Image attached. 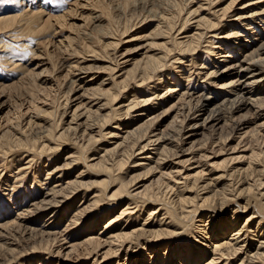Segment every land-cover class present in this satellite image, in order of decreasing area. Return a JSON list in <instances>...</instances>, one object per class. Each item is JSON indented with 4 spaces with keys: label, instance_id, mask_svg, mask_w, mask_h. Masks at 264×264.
<instances>
[{
    "label": "rangeland",
    "instance_id": "374dc122",
    "mask_svg": "<svg viewBox=\"0 0 264 264\" xmlns=\"http://www.w3.org/2000/svg\"><path fill=\"white\" fill-rule=\"evenodd\" d=\"M204 1L206 0H105L107 4L102 5V0H0V19L11 17L10 20L0 24V136L13 135L10 139L13 145L7 149L0 148V264H164L165 262L187 264L189 262L185 260L186 257L180 259L179 256L186 253V249L187 252L188 250L193 252L194 248H198L193 243L190 245L187 240L197 224L203 223L195 221L198 219L197 215L202 216L203 210L207 209L198 210L196 214L194 213V218L187 217L186 228L184 227L181 235L168 236L160 230L166 228L173 230L177 225L161 223L169 221L168 212L163 208L164 203L175 207L178 194L181 193L177 192L176 188L183 185L185 179L189 184L197 175H201V179L212 177L217 173L216 164L228 167L235 164L245 166L249 163L250 166L259 169L262 164H255L254 158L250 159L251 143L247 144L249 148L241 141L237 144L241 132L235 133L234 137L225 143L215 141L210 144L206 141V146L200 149L206 154V161L196 158L195 153L187 155L182 153L179 159L175 157L167 159L168 165L172 162L170 168L164 170L167 164H162L160 170L156 169L148 173L143 169V166L147 165H134L143 160L140 159L141 151L136 147L132 149L131 139L121 146L117 144L120 142L119 136L128 130L130 125L136 127L152 124L151 127H147L148 131L153 129L169 131L172 125L179 123V111L183 105L179 103L180 105L174 106L176 108H169L173 103L177 104V100L169 97L165 92L166 88L169 90L174 88V85H178L181 91L187 92L207 87L206 78L202 74L196 75L195 69L203 64V71L211 70L212 66H216V61L220 65L224 63L220 62L224 60L220 56L225 54L226 49L223 51L214 49L216 52L211 53L209 52L213 50L211 48L216 46L211 42L217 43L218 36L226 35L232 29V31L237 30L239 22L230 21L236 17L234 12H239L238 8L243 3L246 5L258 0H237L230 9L227 8L230 0H217L211 6H206ZM199 4L202 5V9L197 10L196 16L193 13V16L189 15L188 11L195 9ZM103 6L107 7L103 8ZM245 8L247 13L264 10V2L246 5ZM234 9L235 11H232ZM223 10L229 11L226 14L231 17L222 18L220 15ZM159 14L173 24V29L168 35L170 39L165 29L170 24L162 25L165 28H161L154 19L160 16ZM207 17L216 24L217 28L210 32L209 28L204 26L206 29L202 31V36H198L192 42V45L196 46L197 41L194 51L186 54L183 53L184 47L178 50L171 46L174 39L176 42L183 41L187 39L183 37L185 34L193 33L194 20L199 18L207 20ZM186 18L193 19L185 23ZM236 23L238 24L235 28ZM183 25L185 31L179 33L178 30ZM215 34H217L216 38L209 37ZM112 41L117 43L116 54H123L118 57V67L114 71H109L106 68L109 58L114 53L112 49L114 46L109 44ZM232 41L236 43V46L231 44L235 49L248 45L247 41L245 44L241 40ZM227 45L223 42L221 46L226 48ZM168 48H172V51L167 53L169 56L163 66L153 74H149L150 78L143 83L138 79L137 69L133 71L136 75L135 79L132 78L134 76L132 72L130 75L126 73L127 76L122 75L123 72L133 69V62L141 59L143 55L152 53L155 55L156 52ZM227 49L231 50L230 46ZM226 54L234 55L230 52ZM77 65L89 66L91 70L80 73L76 70ZM158 77H163L160 85H157ZM33 79H36L35 82ZM213 79L216 84L221 83L219 78ZM120 84L125 86L121 87ZM151 87L155 88L151 89ZM158 90L166 93L165 100L153 99L151 106L146 105L143 111L145 114L143 113L141 117L136 116L137 111L131 112V117L124 119H122L123 115L119 116V113H115L114 108L121 103L131 106L136 98H152ZM117 91L120 92L118 100L128 98V101L114 104L113 110L107 105L103 107L105 109L92 114L90 120L83 118L82 121H78L81 129L86 126V132L92 131L90 139L89 134L84 138L76 137V132L73 135V130L68 128L74 127L75 124L68 125L69 116L72 113H81L86 107L93 110L95 104L102 107L108 98L103 95L101 99L99 94ZM66 97L69 98L67 108L64 107ZM178 107L179 111H177ZM251 111L249 114H253L247 113V119L257 121L255 113ZM106 112L111 118L103 122L102 118H105L103 115ZM118 116L120 118L117 119ZM45 123H48L47 126ZM93 126L95 128H92ZM42 128L49 129L54 135L53 140L45 143L49 147L47 151L40 152L15 144L16 140L23 137L29 140L40 136ZM148 131L143 138L151 137L152 132ZM61 132L62 136L58 137ZM259 135L264 138V127ZM255 144L257 143L251 144L252 148L255 147L252 150L258 152ZM105 149L107 152L102 158L105 159L104 163L100 160L99 164L88 167L85 165L84 159L91 164L96 161L91 159L96 158L93 154L101 155ZM262 150L264 152V147ZM123 155L126 162L121 169H117L116 166L112 168L113 172L104 169L115 165L114 162L119 158L122 159ZM128 155H131L129 160L126 159L129 158ZM150 155L153 157L154 153ZM260 157L264 161V154H260ZM185 159H188L186 163L180 164L179 167L176 165L178 160ZM68 160L70 161L65 163ZM161 171L170 172V175L160 179ZM249 171H252L251 168ZM108 174L110 177L122 176L125 181L126 177L132 176L134 179L130 181H133L126 186L131 194L135 195L141 191V196L136 197L134 201H128L126 196L114 200L112 196L116 193L115 189L119 181L115 177L107 179ZM261 176L259 179L261 185L258 188L264 192V172ZM254 179L256 178L247 177V180L251 181L250 184L256 185L258 181L254 184ZM57 188L62 189V193L57 194ZM52 193H56L55 197H52ZM185 193V195H198L197 189ZM148 197L154 198V202H148ZM94 199L97 201L91 202ZM86 204L88 206L82 209ZM234 204L235 202L228 203L227 211L215 213L226 219L230 210L235 208ZM126 208L127 211L121 214ZM240 208L239 213L242 212ZM252 210V207L248 208L241 213V217L250 215ZM173 213L178 216L179 211L173 210ZM255 216L258 219L259 216L257 214ZM17 223H21L20 229L15 227ZM69 224L71 225L66 226ZM23 226L27 230H24ZM48 227L58 234L56 241H52L51 245L50 242L49 244L40 242L37 238L39 232L48 231ZM34 230L35 232L30 233ZM146 231L151 233H145ZM92 249L96 250L87 256V252ZM10 250L18 252L9 257L7 253ZM209 259V256H204L198 263L190 261L189 264H223L222 258L213 262ZM156 260L159 261L155 263ZM237 262L238 260L235 264ZM231 263L232 261L229 264Z\"/></svg>",
    "mask_w": 264,
    "mask_h": 264
},
{
    "label": "bare ground",
    "instance_id": "6f19581e",
    "mask_svg": "<svg viewBox=\"0 0 264 264\" xmlns=\"http://www.w3.org/2000/svg\"><path fill=\"white\" fill-rule=\"evenodd\" d=\"M104 1L105 0H102L101 2L102 5H105L106 2ZM216 1L217 0H206L204 1V3L206 4V6H211ZM235 1L237 0H230V4L228 5L227 8L229 9L232 8ZM261 2H264V0L252 1V2L247 3L246 5H252L255 3L259 4ZM246 5L245 3H243V5L239 6L238 8L239 12L235 11L236 8L232 10V11H235L234 16L236 17L232 18V20L230 21H233V20H235L236 22L238 21L239 24L236 23V26H234L236 28L238 24V29L235 31H232L233 30L232 29L226 35L218 36L219 38L217 39L219 40L217 43L211 42L213 45H216L215 47L213 46L211 48L213 50L209 51L211 53H214V51L216 52V50L214 49H218L219 51L220 50L223 51V49H226L225 54H223V56H220V57H223L224 59V60H220V62L222 61L224 63L220 65L218 61H216L215 67L212 66L210 68L211 70H205V71H203L204 70L203 64L199 65L196 69L193 68L195 69L196 75L202 74V76L206 78L207 87H202L196 91L189 90L187 92L184 90L181 91L178 88V85H174V88H169V90H167L166 88L165 92L169 95V97L177 100V104L173 103V105H170L169 108L172 109L174 106H178L180 104L181 106L183 105L182 109L180 108L181 109L180 111H179V107L181 106L177 108V111L180 112V121H178L179 123L177 125L174 124V126L172 125L169 131H165V130L159 131L158 129H153V130L148 131L147 127H151L152 125L148 123L146 124H148L149 126L140 125V126L132 127L130 125L129 129L124 131L123 134L119 136L120 142L119 144H117L121 146L122 144H124V142L131 139L132 149L136 147L137 150L141 151L140 154H142V157H140V159L143 160L141 161V163H138V164H134L135 161H133L132 163L138 166L147 165V166H143L144 167L143 169L144 171H146V173H148L156 169L160 170L161 169L160 165L167 164L168 158L175 157V159H179L180 156H182V153L183 155H187L188 153L189 154L195 153L196 154L195 156H197L196 158H200L206 161L207 156L204 152H201L200 149L206 146L207 142H209L210 144H213L215 141L216 142L221 141L222 143L223 142L225 143L229 139H232L235 133L241 132L240 137L237 138L238 139L237 144L238 142L240 143L241 141L243 142V145L245 147L249 148V146L247 145L249 142L251 144H253L254 142L257 143L255 145L257 146L258 152L253 151L252 149L255 147L252 148L250 144V152H249L250 159L254 158V162L253 161L252 162L255 164H259V165L262 164L260 168H262L263 170L262 169L259 170L260 168L255 169V167L250 166L249 163L247 165L245 164V166L241 164L240 165L235 164V165H230L228 167L227 166L225 167L224 165L216 164L215 169L217 173L216 174L214 173L212 177H209V178L207 177V179L205 178L201 179V175H197L194 177L192 182H190L189 184H188L189 181H186L187 179H185V181L182 182L183 185H180L179 187L176 188L177 192H181V193L178 194V197H177L178 200H177V204L175 207H170L166 203H164L165 205L163 208L166 212H168L167 218L169 221L166 223L164 221L163 222L160 221V222L165 225L167 224L172 225L173 223L177 225L174 227L173 230H166L167 228L165 229V227H164L165 230L163 229L160 230L161 232L164 231L165 234L168 236H171L172 234H175V236L181 235L184 230V227L186 226V223H185L186 218L187 217H190V219L191 217L194 218L198 210L202 211L203 209H207V210H203L202 216L197 215L198 219L195 221L203 222V223H201V225L197 224V226L195 227V230L192 231L193 234L189 237V240H187L189 244L193 243L196 246V248L197 247L198 248L197 249L194 248L193 252L192 250H188L187 252V249L185 247L186 253H184L183 255L180 254V256L178 255L180 259L186 257L185 260H189L187 264H189L190 261H192V263L194 262L198 263L201 260V258L204 256H209L210 257L209 260L212 262L215 259L219 260L220 258H222L223 264H229L231 261H232L231 264H235L237 260L238 262L236 264H264V192L263 191L261 192L258 188V186L261 185L260 180H259L260 176L264 172V161H262L261 159L262 157H260V154H264L262 150V147H264V138L263 136L259 135V132L264 127V82H263L264 80V10H255V11L247 13L245 11L247 10V8H245ZM106 7L107 6H103V8H106ZM199 9H202L201 4H199L195 9L189 10L188 14L192 15L193 13L196 16L197 10ZM228 12L229 11L225 12V10H223V13L220 16L225 19L227 17H231V15L228 16L226 14ZM193 18H188V19L186 18L185 23L186 22L188 23ZM10 19L11 17L9 18L2 17L0 19V24ZM89 19L91 18L89 17ZM154 19L157 21L156 22L157 25L160 26L161 28H165V26H162V25L170 24V20H166V18H164L161 15L156 16ZM193 22H195V25H194L195 32L193 31V33L190 35L185 34L183 37H187V39L185 38L186 40L184 39L183 41L176 42L174 39L171 42L172 43L171 46H174V48L178 50L184 47L185 52L183 53L194 51L196 49L197 41L195 42L196 46L192 45V42H194V40L198 36L199 37L202 36V31L206 29V27L204 26H207L210 32L214 31L215 30L214 28H217L216 24H214L213 21L211 22V20L208 19V17H207V20L199 18V19L194 20ZM165 29L168 31L167 37L170 39L168 35L173 29V24L171 23L169 27ZM178 31L179 33H183L185 31V25H183ZM242 33H244V35ZM209 37L216 38L217 34L209 36ZM257 39L259 40L256 41ZM232 40H241L244 44L247 41L246 43L248 45L250 44V46L244 45V46H241L240 49H235V47H231V44L233 46H236V43H234V41ZM115 42L112 41L111 43H109L110 45L114 46L112 48L114 53L109 58L110 59L109 63H107L108 68H106V70H109V71H114L118 67V63H119L118 57H120L123 54V53H120L119 55L116 54L117 43ZM223 42L227 43L228 44L227 47L230 46L231 50L227 49V47L223 48V46H221ZM171 51H172V48L171 49L168 48V49H165V51L156 52L155 55H153V53L145 54L141 57V59H138L136 62H133L134 63L132 65L134 66L132 67L133 69H131L129 72L128 71H125V73L123 72L122 75H126V73L130 75L131 72L133 73L134 69H137V71H139L138 79L140 80V82L143 83L144 81L150 78L149 74H153L155 71H157L160 67L163 66L164 62L167 60V56H169L167 55V53H170ZM228 52L233 53L234 55L231 56L229 54H226ZM238 52L241 54H238ZM225 58H228L230 60L228 59L225 60ZM176 59L178 58L176 57ZM124 63L126 62L124 61ZM76 70L80 73H86V72H89L91 68L89 66L77 65ZM134 74L135 73H133V75ZM135 77L136 75H134L132 78L135 79ZM207 77H210V78H207ZM162 78L163 77L157 78V83H158L157 85L161 84L160 82L163 81ZM212 78H219L221 83L216 84V81H214L215 79L212 80ZM126 79L127 78H125V81ZM35 80L33 79L34 82ZM184 81L183 83H185ZM72 83H74V81H72ZM134 84L136 83L134 82ZM122 86H125V85H122ZM154 88L155 87H151V89H154ZM166 93H162L161 90H158L157 93L154 94L152 98H149V97L145 99L136 98V100L134 101V104L131 106L121 103V105H118L117 107L114 108V111L116 114L119 113V116L123 115L122 119L130 118L131 117L130 113L134 111H137V113H135L137 117H141V115H143L144 113L143 111H145L146 109V105L151 106L150 103L153 99L157 101H164L166 97L165 95ZM103 95L104 96L106 95L108 99L104 101V103L102 104L103 105L102 107L95 104L94 105L95 109L93 110L89 107H86L81 113L79 114L72 113L69 116L68 125L71 123L75 124V126L73 125L74 127L69 126L71 128H68V129L73 130L74 132L73 135L76 132L77 133L76 137L81 136L82 138H84L86 134H89L88 138L90 139L92 136L91 135L92 131L86 132L85 130L87 129V127L84 126V128L82 127L83 129H81L79 127V123L77 122L82 121L83 118L84 120L86 119L90 120V117L92 116V114H96L99 110L105 109L103 107H106L107 105H110V109L113 110L112 106L114 104H117L119 102L128 101V98H126L125 100L123 99L118 100L120 97V92L118 91L108 93V94L106 93L99 94L101 99L103 98ZM68 100L69 98L66 97L65 102H64L65 108H67V106L69 105L67 103ZM251 110L255 113L256 115L255 117H257L256 118L257 121L247 119V116L251 114V113L249 114ZM103 116L105 117V118H102L103 122H106L111 118L110 116H108L107 112ZM119 116L117 117V119L120 118ZM92 128H95V127L93 126ZM115 128L116 126H114V129ZM42 129L43 130H40L41 132L40 136L36 138H31L29 140L26 139V137H23L20 140H16L17 142H15V144L23 146V148H31L32 150H39L40 152H43L46 149H49L48 145L45 143L50 142L49 140H53L54 135L51 134V131L49 129H46V128H42ZM147 131L152 132V134L150 135L151 137L148 136V137L143 138L144 134ZM62 134L63 133L61 132L57 136L58 137L62 136ZM110 135L114 136L115 134H110ZM12 137L13 135L0 136V148L7 149L11 145H13L12 140H10L12 139ZM44 138H46V140H44ZM39 139H42V140H39ZM220 148L222 149V147ZM106 152L107 151L105 149L103 150V153L101 155H99V153L93 154V155H96V158H91V159H96V161L92 162L91 164H88L87 161L84 159L85 165L87 167L89 165H96V164H99L100 160L101 162L104 163L105 159H102V158L104 157ZM150 153L152 154L154 153V156L152 157ZM117 156H119V154ZM130 156L131 155H128L129 158H126V159L129 160ZM191 158H193V155ZM69 161L70 160L66 161L65 163H68ZM187 161L188 159H185L184 161L178 160V162H176L177 163L176 165L179 167L180 164L186 163ZM125 162H126L125 155H123L122 159L119 158L117 161L114 162L115 165L109 166V168L106 167L104 169L107 171L111 170L113 172L114 170L112 168L114 166H116L117 169H121L124 166ZM146 162L149 164H147ZM171 163L169 165L168 164L165 165L164 170L170 168ZM250 168L252 170L251 172L249 171ZM169 173L170 172L165 173L161 171L159 173L160 179L161 177L165 175H170ZM247 173H250V174L247 175ZM248 176L255 177L256 179H254L253 182L255 184V182L258 181V183L256 185L250 184L251 179L247 180ZM113 177H115V179L119 181V184H117V187L115 189L116 193L113 194L112 196L114 200H118L126 196L128 201L129 200L134 201L136 197L141 196L140 195L141 191L134 195L130 193V191L128 190V187L126 186L127 183L131 184V182L133 181V180L130 181L131 179H134L132 176L126 177L127 178L126 181L124 180L122 176H113ZM113 177H110V174L106 175L107 179L109 178L111 179ZM57 189H58V191L56 192L57 194L62 193V189H59V188ZM194 189H197L198 195H195V196L185 195L186 191L193 192ZM56 193H52L51 194L52 197H55L54 194ZM46 194L48 195V192ZM189 194H193V193H189ZM46 197L47 199L49 198L48 196H44V198ZM149 198L150 197H148V199ZM47 199L46 201H49ZM195 199L199 200L200 202L198 201L199 202L198 203ZM44 201L45 200H43V202ZM96 201L97 199H94L91 202H96ZM147 201L154 202V198L149 199ZM232 202L233 203L235 202L234 204L235 208L230 210V214L226 218L228 220L217 216V214L215 213L216 211H220V212L227 211L229 208L228 203H232ZM54 203L52 205H54ZM86 206H88V204L82 207V209L85 208ZM250 207L253 208L251 214L242 218L241 213H244ZM239 208L242 209L241 213L238 212ZM127 209L128 208L123 209L121 211V214L127 211ZM173 210L179 211L178 216H176L173 213ZM210 211L213 213H211ZM24 212H27V211H24ZM30 212H32V210ZM34 212H35V209H34ZM33 214L34 213H32V215ZM255 214L259 216L258 219H256ZM22 217L24 218L25 216H22ZM20 224L21 223H17L15 227H17V229L18 228L20 229V226H21ZM70 225L71 224L66 225V226H70ZM48 229L50 231L49 230L45 232L40 231L39 237L37 238L39 239L40 242H44V243L48 242L47 244H49L50 242L49 245H51L52 241L53 242L56 241L58 234L54 232L52 228L48 227ZM24 230H27V229L24 227ZM177 230H179V232ZM33 232H35V230L30 231V233H33ZM147 232L148 231H146L145 233ZM148 233H151V232H148ZM2 247L4 248V246ZM4 249H7V247ZM95 250L96 249H92L88 251L87 256L90 255ZM15 252H18V251L10 250L7 253V256L14 255ZM158 261L159 260H156L155 263H157ZM164 264H166V262Z\"/></svg>",
    "mask_w": 264,
    "mask_h": 264
}]
</instances>
